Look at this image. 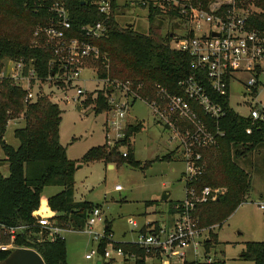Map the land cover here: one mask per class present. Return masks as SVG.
Segmentation results:
<instances>
[{
    "label": "trees",
    "instance_id": "trees-1",
    "mask_svg": "<svg viewBox=\"0 0 264 264\" xmlns=\"http://www.w3.org/2000/svg\"><path fill=\"white\" fill-rule=\"evenodd\" d=\"M103 0H0V70L5 61L25 64V74L35 70L36 77L44 82L52 74L50 61L53 54L49 49L33 46V35L39 25H46L52 18L50 8L56 2L67 7L75 32L82 36L81 27L106 21L107 36L92 41L99 47L102 56L94 64L98 67L100 80L129 82L135 94L143 100H157V86L182 95L179 83L189 79H200L211 94L206 73L194 67V59L189 53L172 47L171 34L162 36L159 26H150L147 34L133 27H122L116 19L118 5L112 2V12L108 19L100 13L98 4ZM196 5H208L212 0H192ZM249 3L252 0L248 1ZM261 13L255 15L257 27L264 29V0H255ZM149 22L152 24L160 11L151 6ZM114 92L109 85L98 90L96 97L88 96L86 105L95 104L96 115L108 113V97ZM26 89L11 79L0 80V143L8 163L10 175L0 174V227L24 226L16 244L38 252L46 264H67L66 240L54 236L47 240L51 230L38 225L42 211L50 216L54 227L63 231H84L90 212L100 205L88 201H76L77 161L70 160L67 149L60 142L62 110L60 103L51 94L40 90L36 100L26 103ZM224 106L226 115L219 126L225 136L218 146L202 150L206 162V172L198 187H226L228 190L220 200L201 205L196 214L200 227L206 230L221 226L246 201L252 188L248 172L237 162L257 149H264V124H252L230 108V97H215ZM137 98L133 100L135 104ZM85 104V103H84ZM201 117L204 113L197 109ZM24 119L25 126L14 131L20 145L17 149L4 140L9 123ZM143 126L129 124L125 138L114 148L103 146L91 148L80 162L84 165L103 162L110 165L126 164L134 169H147L152 162L143 163L135 158L132 141ZM125 149L126 157L122 152ZM175 151L161 158L168 161ZM47 187H61L62 191L47 200L42 199ZM160 201H149L145 207L158 205ZM172 208V206H171ZM264 223V217H263ZM107 235L113 233L112 224L107 222ZM114 234V233H113ZM216 234L210 232L206 250L210 252L216 243ZM108 244L103 240L102 251ZM126 254L135 255V264L145 262V252L135 244L121 243ZM10 253L0 252V263ZM240 258L254 264H264V239L261 242H247ZM111 260L110 262L112 263ZM214 264H226L217 260Z\"/></svg>",
    "mask_w": 264,
    "mask_h": 264
},
{
    "label": "built area",
    "instance_id": "built-area-1",
    "mask_svg": "<svg viewBox=\"0 0 264 264\" xmlns=\"http://www.w3.org/2000/svg\"><path fill=\"white\" fill-rule=\"evenodd\" d=\"M212 0L208 5H196L192 0H155L144 1L143 6H151L160 11L159 17H168L178 24L171 33L172 47L189 53L194 59V67L206 73L210 83L211 94L206 85L194 77L179 83L182 95L157 86V100H143L131 88L129 82L119 80H100L98 71L91 81L111 85L114 92L108 97L110 110L106 121L105 144L114 148L125 138L128 127V113L133 100L137 98L148 104L156 122L170 132L168 146H174L181 162L184 164L181 181L185 184L184 199L172 204V208L160 220L145 222L142 226L131 219L129 224L135 239L131 242H114V234L107 235L106 227L102 234L93 231L95 226L104 223L103 209L94 208L87 219L84 230H88L98 246L86 255V260L100 256L104 260L124 258L134 260L135 255L126 254L121 243L135 244L145 252L148 264H214L217 260L206 250L207 236L200 227L196 210L199 206L220 200L227 192L221 187H198L206 172V162L202 150L218 146L219 139L225 136L221 130L220 120L226 115L224 106L215 97H230L232 108L233 86L244 89V100L238 107L248 110L240 116L252 124H264V29L257 27L255 15L261 10L252 0ZM100 13L108 19L112 12L111 0L99 4ZM52 18L46 25H39L33 35V46L49 49L53 58L50 61L51 76L44 82L38 79L34 69L25 74L22 61H5L0 70L1 79H11L22 85L27 95L25 102L30 103L38 97L39 84H46L52 98L73 102L80 106L85 90L82 83L83 73L88 71V64L95 63L102 56L98 46L92 41L105 38L108 33L106 21L87 24L81 27L79 36L71 23L67 7L56 2L49 10ZM52 86V87H51ZM51 87V88H50ZM38 88V92H35ZM71 91L74 93L71 94ZM123 99L117 98V92ZM35 92V93H34ZM58 98V99H57ZM200 109L205 117H201ZM124 157L126 152L124 151ZM117 192L122 187L115 188ZM264 209V205H261ZM50 215V214H49ZM38 215V225L51 230L47 239L55 237L64 239L63 231L54 227L50 216ZM24 226L0 227V252L12 253L17 246L19 235ZM65 240V239H64ZM108 241L101 251L99 245Z\"/></svg>",
    "mask_w": 264,
    "mask_h": 264
},
{
    "label": "rangeland",
    "instance_id": "rangeland-1",
    "mask_svg": "<svg viewBox=\"0 0 264 264\" xmlns=\"http://www.w3.org/2000/svg\"><path fill=\"white\" fill-rule=\"evenodd\" d=\"M145 0H116L118 9L116 19L119 25L126 27L133 25V28L143 34L149 32L150 26H159L162 36L171 34L178 29V24L168 17H156L151 24L149 22L148 7H143ZM155 2V0H146ZM176 34H181L176 31ZM5 63V62H4ZM88 71L83 73V79L88 80L82 83L85 90L81 97L80 107L73 102L56 100L62 110V121L60 126V142L67 149L69 159L77 161L76 181V201H88L95 205H100L103 209L104 223L95 226L93 231L102 234L107 222H112L114 242H131L135 239L132 230L134 229L129 221L137 220L140 226L147 221L158 219V210L165 211L167 204L152 207H145L147 201L161 200L164 192H170V201H181L184 199L185 184L181 181L184 171V164L178 160L161 161L160 158L167 155L171 149L168 148L167 141L170 132L165 131L154 120L151 109L142 100L130 108L128 113V123H141V132L132 139L135 146V158L143 163L152 162L144 170L134 169L126 164L114 165L95 162L82 164L80 160L93 147L105 144L106 121L108 113L96 115L95 104L86 105L88 96L94 99L98 90L104 89L107 84L96 80L91 81L98 67L91 62L88 64ZM96 79V78H95ZM52 87V86H51ZM50 87V88H51ZM39 90L44 89L49 92L46 84H39ZM35 88V92H38ZM232 108L246 115L248 110L238 107L237 103L242 102L245 92L241 87L233 86ZM34 92V93H35ZM74 93L71 91V94ZM53 97V96H52ZM117 98L123 99V95L117 92ZM85 103V104H84ZM25 126L24 119L12 120L5 134V141L8 145L17 149L20 145L14 136V131ZM125 149L122 148V152ZM5 154L0 143V174L9 177V165L4 162ZM238 166L248 172L252 179V188L246 201L237 213L233 214L221 226H213L205 230V235L209 238L210 232L216 234V243H213L210 252L216 260H223L226 264H254L240 258L247 242H261L264 239V149H257L247 157L237 162ZM82 168H79L81 167ZM117 186L122 187V192H116ZM227 189L225 186L221 187ZM228 190V189H227ZM62 191L61 187L45 188L42 199L47 200ZM51 216V215H49ZM157 221V220H156ZM67 246V264H135L134 260L115 258L112 263L104 260L100 256L93 260H86V255L96 249L98 244L93 241V236L88 230L68 231L63 233ZM49 238V237H48ZM50 240V239H47ZM112 251L111 246H107Z\"/></svg>",
    "mask_w": 264,
    "mask_h": 264
},
{
    "label": "water",
    "instance_id": "water-1",
    "mask_svg": "<svg viewBox=\"0 0 264 264\" xmlns=\"http://www.w3.org/2000/svg\"><path fill=\"white\" fill-rule=\"evenodd\" d=\"M129 27H133V25H129ZM79 111L82 110L80 106H78ZM111 167V166H110ZM171 196L170 192H164L161 201L167 202ZM46 213L45 211L40 212L38 215ZM107 228V226H106ZM209 241V240H208ZM0 264H46L41 255L35 250L28 248H18L4 260ZM97 264H101L98 262Z\"/></svg>",
    "mask_w": 264,
    "mask_h": 264
},
{
    "label": "crops",
    "instance_id": "crops-1",
    "mask_svg": "<svg viewBox=\"0 0 264 264\" xmlns=\"http://www.w3.org/2000/svg\"><path fill=\"white\" fill-rule=\"evenodd\" d=\"M146 1V0H145ZM143 6V5H142ZM143 7H145V6H143ZM148 17H149V14H148ZM132 106H134V103L132 104ZM129 121V120H128ZM129 124H131V125H134V123H129ZM168 145V144H167ZM98 147V146H97ZM168 148L169 149H171V147L170 146H168ZM172 152H174V149L172 150L171 149V151H169V153L167 154V155H169L170 153H172ZM167 155H165V156H167ZM165 156H163V157H165ZM163 157H161V158H163ZM69 158V157H68ZM160 158V159H161ZM71 160V159H70ZM173 160H178V161H180L181 162V158L179 157V155H178V153L176 152L175 153V155H174V157L172 156L168 161H173ZM78 161V160H77ZM182 163V162H181ZM111 166V167H110ZM115 166L114 165H109V168L110 169H113ZM79 168H82V166L81 167H79ZM2 175V174H1ZM116 191V190H115ZM117 192V191H116ZM122 192V191H121ZM120 193V192H119ZM170 198H171V196H170ZM170 198H169V200L167 201V202H162L161 200H154V201H161V204H167V209L165 210V211H162L161 209L160 210H158V219H156V220H160L161 218H163L165 215H166V212H168L169 210H170V207H171V205L172 204H174L176 201H170ZM147 202H149V201H147ZM244 204V203H243ZM243 204L237 209V211L241 208V207H243ZM262 205H264V204H262ZM262 209V208H261ZM262 210H264V209H262ZM237 211L235 212V213H237ZM234 213V214H235ZM52 216H53V214H51ZM156 220H152V221H147V222H154V221H156ZM111 224H112V222H110ZM68 232V231H67ZM208 240H209V238L207 239V241H206V243L208 242ZM241 256V255H240ZM115 260V259H114Z\"/></svg>",
    "mask_w": 264,
    "mask_h": 264
}]
</instances>
